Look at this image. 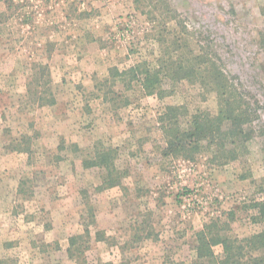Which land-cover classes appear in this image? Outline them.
<instances>
[{"label": "rangeland", "instance_id": "rangeland-1", "mask_svg": "<svg viewBox=\"0 0 264 264\" xmlns=\"http://www.w3.org/2000/svg\"><path fill=\"white\" fill-rule=\"evenodd\" d=\"M14 2L0 0V264H208L196 253L204 225L264 230V0ZM174 19L193 33V56L208 51L256 110L234 162L206 142L168 149L169 107L183 128L219 112L215 92L161 71ZM96 146L118 149L120 187L102 189L103 171L83 166Z\"/></svg>", "mask_w": 264, "mask_h": 264}, {"label": "trees", "instance_id": "trees-1", "mask_svg": "<svg viewBox=\"0 0 264 264\" xmlns=\"http://www.w3.org/2000/svg\"><path fill=\"white\" fill-rule=\"evenodd\" d=\"M10 3L9 7L14 8V1L5 0ZM139 0H135V2ZM16 8V7H15ZM176 24L173 30L174 41L172 46H165L161 41L162 56L160 59L161 71L165 76L173 79V82L187 80L192 84H199L206 91H213L218 97L219 112L216 116L210 113L200 112L191 116L187 127L183 128L179 124V107H169L164 114L163 122L170 120L173 127L165 130L169 135L170 152L176 154H194L199 151L201 142H206L207 147L214 150L215 158L222 164L234 162L237 159V146L243 140L245 132L244 126L250 122V112L256 110L250 101L246 100L237 85L231 82L217 65L214 58L204 48L201 56H193L191 36L182 22L173 20ZM209 49V46H208ZM136 68H130L126 72H114L113 78L117 76H127L133 74L135 78ZM147 73V81L153 82ZM30 86V85H29ZM39 94L41 96H39ZM28 95L35 97V102L40 105H54V98L46 100L43 93L33 92L28 89ZM52 95V94H51ZM117 148H97L94 149L93 156L83 161V166L87 169L97 168L103 171L102 189L120 187L122 185L123 173L116 167ZM254 207L258 211L259 218L255 222L264 219V202L255 203ZM261 219V220H262ZM96 224L94 219L91 220ZM229 225L221 219L213 220L204 225L203 229L196 234V253L199 260H206L208 264H264V230L245 238L231 237L227 234ZM86 240L90 243L91 234L89 226L85 228ZM97 239L106 241V236L97 234ZM77 238L71 239L69 254L74 253V249L79 246ZM221 246L222 252L217 255L214 247ZM172 264H183L172 262Z\"/></svg>", "mask_w": 264, "mask_h": 264}, {"label": "crops", "instance_id": "crops-1", "mask_svg": "<svg viewBox=\"0 0 264 264\" xmlns=\"http://www.w3.org/2000/svg\"><path fill=\"white\" fill-rule=\"evenodd\" d=\"M79 140H80V139L78 138V140H77V141H78V143H81V141H79Z\"/></svg>", "mask_w": 264, "mask_h": 264}]
</instances>
